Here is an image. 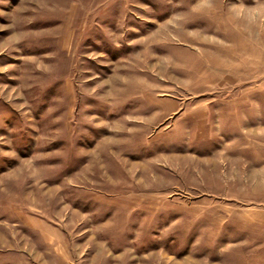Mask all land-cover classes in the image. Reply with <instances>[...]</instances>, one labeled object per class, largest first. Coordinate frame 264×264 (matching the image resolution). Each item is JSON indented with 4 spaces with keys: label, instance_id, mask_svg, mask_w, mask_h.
Returning <instances> with one entry per match:
<instances>
[{
    "label": "rangeland",
    "instance_id": "1",
    "mask_svg": "<svg viewBox=\"0 0 264 264\" xmlns=\"http://www.w3.org/2000/svg\"><path fill=\"white\" fill-rule=\"evenodd\" d=\"M0 264H264V0H0Z\"/></svg>",
    "mask_w": 264,
    "mask_h": 264
}]
</instances>
